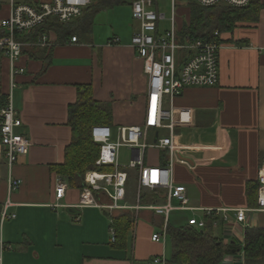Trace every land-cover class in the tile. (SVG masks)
Masks as SVG:
<instances>
[{
	"label": "crops",
	"instance_id": "obj_1",
	"mask_svg": "<svg viewBox=\"0 0 264 264\" xmlns=\"http://www.w3.org/2000/svg\"><path fill=\"white\" fill-rule=\"evenodd\" d=\"M15 1L36 4L48 0ZM253 1L264 3V0ZM120 4L129 9L128 23L120 25L118 22V27L110 26L99 35L94 30L98 16L108 13L107 9L118 11L114 9H119ZM153 7L159 12L157 0ZM11 10L10 3L3 1L0 20L8 17ZM179 12L185 19L179 21L177 30L188 20V7ZM112 21L116 22L115 18ZM72 23L78 25V33L73 35L75 42L71 41L73 36L60 41L49 31L50 48L24 45L16 61V66L24 70L12 78L10 60L4 53L0 57V95L5 99L12 92L14 108L22 121L17 131L30 141L27 154L21 155L11 169L12 176L21 180L16 190L7 191L8 169L0 158V205L8 200L12 204L8 212L15 215L6 219L8 225L5 226L4 221L0 230L2 250L12 247L11 241L17 237H11L16 230L23 232L25 243L21 247L25 252L9 254L6 262L2 258V264H145L160 255L168 261L167 232L164 242L151 240V235L162 229L161 215L145 208L104 210L103 214L109 218L108 229L120 212H132L134 220L124 243L114 245L109 238V243L95 248L83 244H98L93 241L94 237L102 233L106 223L97 210L101 208L83 207L88 209L82 214V208L78 207L80 188L69 185L62 176L68 186L65 195L60 200L55 199V177L60 175L54 166L64 161L65 149L71 141L68 109L77 101L79 89L88 88L92 100L109 109L107 125L113 129L142 124L146 99L147 76L143 61L131 46V36L139 26L131 15V0H95ZM157 25L160 31L168 28H160L159 21ZM219 39L222 47L218 83L210 87H186L173 100L175 107L190 109L191 116L188 124L174 128L176 151L172 180L186 187L190 206L202 210L228 209L231 218L225 221L218 217L219 230L214 233L221 240L242 247L246 227L264 228V211L256 210L255 187L264 155V7L259 8L256 20L237 22L232 30L221 32ZM11 83H14L12 88ZM161 131L166 133L161 135ZM166 135L165 129H152L148 130L146 138L153 142ZM166 161L165 150L146 149V165L159 166ZM128 175L125 203L133 206L135 192L130 196L128 187L132 179L136 183V172L128 171ZM150 197L154 202L161 201L155 192L145 191L141 203H150ZM95 198L104 204L108 202L102 194H96ZM55 203L59 205L52 207ZM67 206H76L80 212L69 214ZM238 209L246 211L242 222L233 215ZM174 212H188V219L194 215L203 217L201 210H175L168 216L167 224L171 223ZM70 227L77 231L75 240L79 239L82 246L67 250L69 246L62 248L57 242L58 238L67 240L65 230ZM53 232L57 233L54 243ZM84 233L88 239H80ZM71 238H74L72 234L67 244ZM46 252L53 261L40 262V253L45 255ZM168 264L171 263L168 261ZM219 264H244L242 251L225 254Z\"/></svg>",
	"mask_w": 264,
	"mask_h": 264
},
{
	"label": "built area",
	"instance_id": "obj_2",
	"mask_svg": "<svg viewBox=\"0 0 264 264\" xmlns=\"http://www.w3.org/2000/svg\"><path fill=\"white\" fill-rule=\"evenodd\" d=\"M5 0H0V4ZM10 3L11 14L0 20V28L5 35L0 38V49L10 60L11 78L16 73H22L23 68L16 66V61L24 45L50 48L49 31L41 33L36 40L23 42L17 36L24 34L47 16H54L61 22H70L81 16L82 10L95 0H48L36 4ZM204 7L218 4L232 7L247 6L250 0H193ZM154 0H131V15L139 26L131 36V46L137 56L143 61V70L147 76L144 119L142 124L133 126H118L116 129L108 125L94 124L90 128V136L99 145V154L94 161V168L87 170L80 188L78 207H96L107 211L127 208L138 210L149 209L163 217L162 229L151 235L154 242H164L168 216L172 211L203 212V217L195 215L188 219V224L203 228L205 216H213L212 226H218V217L222 220L231 218L226 208L205 209L192 207L186 195V187L175 184L172 180V167L176 144L173 139L175 126L190 122L191 110L178 108L173 104L175 97L182 94L186 87H210L218 83L219 51L222 43L220 33L214 31L211 38L196 37L182 34L175 27V0H171V17L169 28L160 31L157 22L164 18L154 9ZM75 36L71 41L75 42ZM114 41H117L116 39ZM264 53V49L262 50ZM14 83H11V88ZM22 121L14 108L12 92L10 91L0 107V158L8 169L7 191L16 190L21 180L12 176L11 169L21 155L27 154L30 141L25 134L17 131ZM165 129L167 135L157 137L155 141H147L148 130ZM125 146L130 150V159L125 168L118 163V150ZM148 147L163 149L167 152L164 165L150 166L144 163V154ZM111 170L106 171L107 169ZM136 172V203L128 206L125 203L128 186V170ZM257 209L264 211V155L257 172ZM67 182L56 176L54 182L55 199L60 200L65 195ZM155 192L160 202L142 204L143 193ZM102 194L108 200L102 203L95 195ZM12 204L6 200L0 205V227L6 219L15 215L8 212ZM55 203L52 207H57ZM245 210H234L238 222L245 220ZM110 242H115L116 230L113 224L109 227ZM3 243L0 239V255ZM145 264H168L164 255L154 256Z\"/></svg>",
	"mask_w": 264,
	"mask_h": 264
},
{
	"label": "trees",
	"instance_id": "obj_3",
	"mask_svg": "<svg viewBox=\"0 0 264 264\" xmlns=\"http://www.w3.org/2000/svg\"><path fill=\"white\" fill-rule=\"evenodd\" d=\"M184 1L188 7V20L180 32L204 38H211L214 31L219 33L230 31L237 22L256 20L259 8L264 7V3L259 4L253 0L244 7L224 4L204 7L193 0ZM84 12L85 8L81 15ZM72 21L61 22L57 17L47 16L39 25L17 36V39L23 42L34 41L41 33L52 31L61 41L78 33V25H74ZM5 34V31L0 29V38ZM3 53L4 51L0 49V57ZM4 101V97L0 95V107ZM68 111L71 141L65 149L64 161L54 166V170L65 178L69 185L81 188L84 174L94 168V161L99 154V145L93 142L90 128L94 124H109L110 112L106 106L95 103L89 89L85 87L79 89V97L69 106ZM255 187L257 191V183ZM214 218L216 216H205L203 228H196L188 222L180 225L168 223L166 228L170 245L168 261L171 264H219L225 254L242 251L244 264H263L261 257L264 255V228L246 227L244 244L238 247L234 242L223 241L215 235L212 226ZM133 220V213L128 210L120 212L114 218L113 225L117 232L114 245L125 242Z\"/></svg>",
	"mask_w": 264,
	"mask_h": 264
},
{
	"label": "rangeland",
	"instance_id": "obj_4",
	"mask_svg": "<svg viewBox=\"0 0 264 264\" xmlns=\"http://www.w3.org/2000/svg\"><path fill=\"white\" fill-rule=\"evenodd\" d=\"M122 6H119V9H114V10H118V11H111V9H107V12L108 13H102V15H99L98 18H97V22L94 24V30L95 31H98L99 35H102L105 31L109 30L110 29V26L111 27H118V22L120 23V25L124 23H128V20H129V9L127 6L123 5V4H120ZM175 5H176V10H175V26L177 28V26L179 25V21L182 19H185V16L182 14V12H179V9H183L186 7V2L184 0L182 1H179V0H175ZM179 8V9H178ZM157 9L160 13H163L165 18L163 20H159V26L160 28L164 29V28H169V18L171 16V0H157ZM101 13V12H100ZM115 18L116 22H113L112 19ZM166 132L165 131H161V135L165 134ZM129 159H130V150L129 148L125 147V146H121L118 150V163L121 165L122 168H125L129 162ZM108 170H111L112 171V168H109L107 169L106 171ZM128 171L130 172H134L133 170L131 169H127ZM135 188H136V183L134 181V179H132V182H131V185L128 187V192L131 191V195H133V193L135 192ZM131 198V197H130ZM84 209H88V208H82L81 211H82V214H84L87 210H84ZM98 211L101 212V215L102 217L105 219L106 223H105V227L102 228V233L99 234L97 233V235L94 237V240L93 241H97L96 243L98 244H83V246H90V247H93L95 246V248H97V246H101L103 245L102 243H109V238H110V233H109V229L107 227L108 225V216L104 215L103 212L104 210L103 209H97ZM106 213V212H105ZM189 217V213L186 212V213H177V212H174V214L171 216V223L172 224H175V225H180V224H184L186 223L187 219ZM198 217V216H197ZM108 218V219H107ZM74 224L76 223L75 221H72ZM5 226L8 225L9 221H5ZM3 225L1 226L0 230H2L3 228ZM94 228L97 229L98 226L95 224L94 225ZM216 228V230H215ZM214 228V231H218V227H215ZM68 234V238L67 240L70 238L71 234L72 236L74 237L73 240L71 238V242L69 244H67V240H63V239H60L58 238V244H60L62 248H66V246H69L68 248H66L67 250H69L70 248H75L76 246H79L81 247L82 245L79 243V239L75 240V238L77 237V231L70 227V228H66L65 230ZM56 232H53V239H52V243H54V239L56 237ZM15 237H17L15 239ZM82 238L80 239H88L87 235H85V233L81 236ZM12 239H15V240H12L11 242L13 243L12 244V247L10 249H3L1 250L2 253H1V261H0V264H2V258H3V261L6 262L7 259L9 258V254L11 255H15L16 253L17 254H20L21 252H25L23 249H21V247L23 245H25V243L23 242V238H24V235H23V232L21 230H16L14 234H12ZM90 240V239H89ZM20 242V243H17V242ZM100 241H103V242H100ZM168 238L166 239V244H167V247H169V242H168ZM101 243V244H99ZM59 247V248H60ZM166 247V249H167ZM57 247V249H59ZM23 250V251H22ZM167 253V251H166ZM40 256H41V261H46V259H48L49 261H53V259L50 257V254H48L47 252L44 254H41L40 253ZM262 262L264 261V259H261ZM55 261V260H54Z\"/></svg>",
	"mask_w": 264,
	"mask_h": 264
},
{
	"label": "water",
	"instance_id": "obj_5",
	"mask_svg": "<svg viewBox=\"0 0 264 264\" xmlns=\"http://www.w3.org/2000/svg\"><path fill=\"white\" fill-rule=\"evenodd\" d=\"M65 209L69 214H76L80 212L76 206H67Z\"/></svg>",
	"mask_w": 264,
	"mask_h": 264
}]
</instances>
